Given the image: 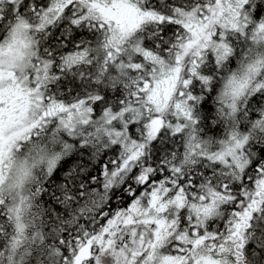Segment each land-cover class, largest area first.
Listing matches in <instances>:
<instances>
[{
	"label": "snow or ice",
	"instance_id": "snow-or-ice-1",
	"mask_svg": "<svg viewBox=\"0 0 264 264\" xmlns=\"http://www.w3.org/2000/svg\"><path fill=\"white\" fill-rule=\"evenodd\" d=\"M0 264H264V0H0Z\"/></svg>",
	"mask_w": 264,
	"mask_h": 264
}]
</instances>
